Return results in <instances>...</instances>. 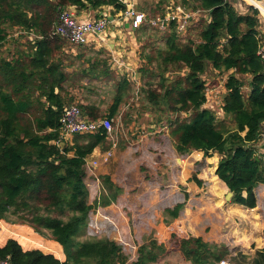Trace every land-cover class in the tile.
Instances as JSON below:
<instances>
[{"label":"trees","instance_id":"1","mask_svg":"<svg viewBox=\"0 0 264 264\" xmlns=\"http://www.w3.org/2000/svg\"><path fill=\"white\" fill-rule=\"evenodd\" d=\"M173 1L192 9L188 0ZM192 1L193 9L202 11L206 18L190 20L183 35L176 32L175 23L165 31L148 23L135 30L140 42L142 37L148 39L141 46L145 60L139 69L141 108L156 121L165 117L161 126L166 125L177 155L201 151L208 157L216 153L220 159L214 173L232 193L231 202L253 209L254 189L264 184V161L252 147L264 129V79L257 56L261 32L258 10L261 15L262 10L249 5L245 14H239L233 2ZM160 3L157 8L164 1ZM69 6L125 10L120 0H0V46L13 30L35 34L34 44L19 51L18 57L14 53L10 59L0 56V221L15 218L57 242L65 256L60 262L39 250L25 251L9 239L0 247V259L8 257L12 264L126 263L121 246L105 234L86 235L89 213L97 205L88 202L85 159L96 148L108 146L105 132L75 135L72 145L56 144L62 109L75 103L73 97L62 94L68 76L50 55V44L61 41V47L68 42L50 33L60 10ZM155 10L159 15L164 13L163 9L145 10V17H156ZM88 62L90 72H81L69 86H80V81L87 79L86 89L97 92L93 83L108 69L102 59L89 58ZM208 69L218 74L230 72L224 83L222 119L202 108L207 89L203 75ZM244 76L249 77L247 82L241 79ZM129 83L134 84L127 79L116 84L106 115L94 112L92 103L89 107L78 105L82 114L91 119L115 118L130 97L125 90ZM245 86L249 89L246 95L242 91ZM99 178L104 192L99 205L107 207L122 190L109 177ZM192 180L201 185L195 175ZM183 209L184 203H178L155 212L151 236L139 246L132 264H220L227 260V246L206 242L184 229L178 220ZM252 264H264V249L256 252Z\"/></svg>","mask_w":264,"mask_h":264},{"label":"crops","instance_id":"2","mask_svg":"<svg viewBox=\"0 0 264 264\" xmlns=\"http://www.w3.org/2000/svg\"><path fill=\"white\" fill-rule=\"evenodd\" d=\"M120 1L125 5V9L129 5H134L135 9L139 11V8L137 7L138 0ZM170 2H173V0H168V2L165 1L162 5V9L164 10ZM247 5L248 4L244 0L233 1L235 10L241 11H237L239 14H245L247 12ZM101 12H107L109 17L113 19V22L109 25L101 37L91 39L87 45L83 46H74L66 43L68 47L65 45L60 47L61 41H58L57 45L50 44L53 47L50 51L51 60L57 63L60 70L62 69V71L68 76L66 83L62 84V94H65L68 97H73L74 100L77 101L78 97L76 95L84 90L89 91L86 89L88 80H81L80 87L72 88L69 85H71L70 83H72L74 79H78L77 76L80 75L81 72H85L86 74L90 72L91 63L88 62V58L90 57L89 55H91V53L99 52L100 50H106L110 55L109 69L105 72V76L101 78L102 80L107 79L110 85L113 82L118 83L120 78L127 79L135 85L138 82L137 78L139 73L137 72L138 67L136 65L139 59L136 57V53L139 50V42L137 41L135 31H131L129 29L127 19L121 15L124 11L115 12L113 8L109 6L97 10H80L76 7L74 9L76 17L81 21L94 19L95 16ZM123 18L125 19L124 21ZM30 40L34 44L35 38H30ZM54 92L58 93L57 88H55ZM247 92H249V89H247ZM98 93L101 95L100 97L103 98L102 96L104 95V92H102V90H98L97 92L92 91L90 96L85 97L78 102L84 107H89L90 103H92L94 105L92 108H95L94 112L97 111L106 115L113 100H110L108 105L104 106L98 98L99 96H96ZM121 107L122 106H120V108ZM118 114H116L115 117ZM86 116L91 119L89 115ZM145 116L149 117L146 114ZM114 119L115 118L112 119L113 122ZM139 121L140 120H137L136 118L135 122L133 121L131 125H135L136 123H139ZM145 123H147V121H145ZM148 126L152 127L153 124H148ZM72 138L68 139L66 143L72 145ZM102 151V147L96 148L91 155L86 157V160L95 159V157H98L106 152ZM113 155L116 157L117 152H114ZM172 158H175L176 166L171 162ZM219 159L220 158L216 153H211L208 157H205L201 151H193L191 154L181 157H179L176 153L175 155L172 154L169 159L159 162V164L162 163L166 165L165 169H154V171H159V173L165 174L166 176L174 171L179 173L177 175L176 184L184 187V190L182 194L183 198L178 202L184 203V209L178 220L183 224L184 229L192 236L201 237L207 242H229L231 248L233 249L232 251L236 253L251 255V253L262 251L264 249V184L258 185L254 189L256 207L253 209H247L242 205L232 203L231 199L226 201V195L229 192V189L217 178V176H215L214 173ZM112 160L110 159L108 163L99 164L96 167V170L98 169V176L109 177L113 184L118 186L120 189H124L125 194L129 188L132 189L131 187L133 186L134 181L130 178V176L127 177L128 175H122L123 169H116L115 164L111 162ZM207 168H210L212 174L214 175L213 176L210 173L212 178L215 180L213 185L207 182L202 176ZM195 169L197 170L195 171ZM118 172H121V176H117L119 175ZM193 175L201 181V185H197L192 180ZM98 176L97 178H99ZM207 185L210 188V195L208 198L205 196L206 189H208ZM141 186H143L145 190H148L145 182H142ZM87 187L91 192L96 194H98L101 189L99 184H96L94 179L90 180ZM174 191V187H171L170 194ZM162 196H164V194ZM243 196H245V192L243 193ZM153 197L146 194L145 197H140L139 202L134 203L136 205L139 204V206L147 205L151 203V200H156ZM167 200H169L168 197L165 198L164 201ZM212 203H215V206L210 207ZM210 209L213 210V213L209 212ZM99 210L101 213L108 215L112 219L114 225L119 231V234H122L125 238L123 233V223L125 218L119 211V207H117V205L113 202L106 208H99ZM114 216H117V218ZM98 218L102 219L99 216ZM148 221L150 223L149 219ZM11 227L14 230L11 229ZM105 227H109L108 223H105ZM208 227H210L209 232H205ZM111 236H115V233L110 232L108 237ZM9 239L16 240L25 251L39 250L44 255H52L60 262L65 260L62 247L57 242L43 238V236L39 235L30 227L10 225L4 220H1L0 247H2Z\"/></svg>","mask_w":264,"mask_h":264},{"label":"rangeland","instance_id":"3","mask_svg":"<svg viewBox=\"0 0 264 264\" xmlns=\"http://www.w3.org/2000/svg\"><path fill=\"white\" fill-rule=\"evenodd\" d=\"M165 2V0H138L137 7L139 8V11L144 13L143 11H149L153 9H162L158 6V3ZM180 2V0H177ZM181 3V2H180ZM161 4V3H160ZM188 7H190L191 10H194L192 5L193 1L188 0L187 1ZM249 5L246 6V9ZM197 11V10H194ZM200 11V10H199ZM241 12L240 10H237ZM156 16L161 14L160 11L155 10ZM112 14V13H111ZM124 16V13L121 14ZM155 16V14H154ZM96 17V16H95ZM151 18V16H149ZM147 18V19H150ZM155 18V17H152ZM205 15L201 11V16L197 17L196 19L203 20ZM259 18L264 20L260 15ZM125 19L123 18V21ZM151 26V25H150ZM152 28H155L154 26H151ZM156 29V28H155ZM159 31V30H158ZM10 32L9 37L7 38V42L4 45H1L0 47V56L9 58L14 55V57H18L17 53L19 51H27L28 47L33 45V42L30 40L34 39L35 34L32 33H25V32ZM141 35V34H140ZM137 38V34H136ZM141 38V37H140ZM146 37H142L141 41L144 43ZM35 41V40H34ZM137 41L139 42V50L136 53V57L139 59L137 63V72L138 75V83L130 84V87L125 86L126 92L130 95V97L127 99L126 102H124L119 109V114L115 117L113 122V131H114V141H115V148L113 149V153L117 152V156L111 158V162L115 164L116 169H123L122 175H128L130 178L134 181L132 189H128L126 193L124 194V189H121V194L116 198V201L114 204L119 207V211L122 213L124 219V235H125V241L128 242L131 247H123L122 245V254L126 257V263L125 264H132L137 257V250L139 246L146 244L149 240L152 229L150 226V223L156 222L155 212H161L165 208H172L176 204H178L179 200L183 198V190L184 187L178 186L177 183V173L174 171L173 173L167 174H161L159 171H154V169H165V164H159V162L164 161L165 159H169V157L173 154L175 155L176 151L173 145V141L170 138L168 134V130L165 126H161L165 124V117H163L164 120L156 121L154 120L153 114L146 113L141 108L142 101L138 97V89L141 86L140 80V72L139 69L145 63V60L143 59L142 55V42L139 41L137 38ZM63 45L68 47V45L64 42ZM145 52H149V49H146ZM91 61L102 59L105 61L107 69H109V53L108 51L100 50L99 52L91 53L89 55ZM88 58V59H89ZM101 66V65H100ZM184 72H182L183 74ZM230 72L218 74L217 72L213 71L212 69H208L204 75L203 78L206 80V86L212 90V94L210 91H207V98L208 102L212 104L213 110L215 116L217 119L223 118V113L221 111V107H218V105L215 103L214 98L216 97L219 100H223V96L225 94V89L223 87V83L225 79L229 76ZM241 79L245 82L248 81L249 77L244 76L241 77ZM123 79L120 78L118 83H112L109 84L107 79H100L93 83V85H96L99 90L104 91V95L101 98L99 93L96 96H99L98 98L101 100L102 105L107 106L109 101H112V97L115 93V86L122 85ZM72 85V83H70ZM79 85H76L74 83V88L78 87ZM81 86V85H80ZM79 86V87H80ZM112 89V90H111ZM248 87H244L242 89L243 94L246 95ZM106 91V92H105ZM80 92V91H79ZM92 94V92L89 91H82L78 95V101L84 99L85 97H88ZM75 96V97H76ZM215 96V97H214ZM95 98V96L93 95ZM77 100H74V103L76 105H80ZM147 116L150 117H146ZM157 116V115H156ZM185 115L182 114L181 117H184ZM139 119V123H136L135 125H131V123L135 120ZM147 121V123H145ZM228 123V121H227ZM148 124H153L152 127L148 126ZM128 144V145H127ZM108 146H105L103 151L108 150L110 147V144L107 143ZM124 150V151H123ZM102 151V152H103ZM121 151V152H120ZM181 157V156H179ZM180 159V158H179ZM92 160V159H91ZM171 162L176 166L175 158H172ZM197 169H195L196 171ZM85 171V170H84ZM121 176V172H118ZM212 172L211 169L207 168L205 169V172L202 174L203 178L211 183V185L214 184L215 180L212 178ZM95 174L98 176V169L95 171ZM214 176V175H213ZM99 177V176H98ZM100 179V178H99ZM85 184H89L91 178L88 177V175L85 172ZM101 182V180H99ZM128 181V178H127ZM142 182H145V184L148 187V190H145L143 186H141ZM86 185V187H87ZM140 185V186H138ZM171 187H174L175 191L170 194ZM208 187V185H207ZM103 186L101 184V189L98 194L91 192L90 189H88L89 197L88 202L90 204H93L94 206L97 205L90 213L89 215H92L94 217L96 210L99 208L104 209V207H101L99 205L100 198L102 196ZM210 188L206 189V198L210 195ZM148 194V196H156L153 197L156 200H151L150 204L139 206L136 205L134 202H139L140 197H145V195ZM164 194V196H162ZM162 197V199H161ZM169 198V200L164 201L165 198ZM118 199V200H117ZM164 199V200H163ZM213 202V201H211ZM198 206V205H195ZM215 206V203H212L210 207ZM106 208V207H105ZM196 208V207H194ZM206 211V210H201ZM141 212V213H140ZM210 213H213V210H209ZM110 214V213H109ZM181 215V213H180ZM109 217V216H108ZM117 218V216H114ZM150 220V223L148 221ZM12 220V221H11ZM6 223L10 225H18V226H27L23 223L17 221L13 217H9V220H4ZM31 228V227H30ZM11 229H13L11 227ZM32 229V228H31ZM14 230V229H13ZM34 230V229H33ZM210 227H208L205 232H209ZM35 231V230H34ZM187 231V230H186ZM36 232V231H35ZM38 233V232H37ZM41 235L40 233H38ZM87 235V234H86ZM42 236V235H41ZM47 238V237H43ZM201 238V237H200ZM207 242V241H206ZM209 243H215V244H224L229 249V256L227 260L223 264H252L253 257H256V253H251V255L243 254V253H236L232 251L229 242L220 243V242H209ZM257 251V250H256Z\"/></svg>","mask_w":264,"mask_h":264},{"label":"built area","instance_id":"4","mask_svg":"<svg viewBox=\"0 0 264 264\" xmlns=\"http://www.w3.org/2000/svg\"><path fill=\"white\" fill-rule=\"evenodd\" d=\"M225 1L231 3L234 0ZM255 1H258L264 5V0ZM74 9L75 7L69 6L60 10L57 23L54 25V29L50 33L52 37L59 36L65 39L70 45L83 46L87 45L91 39L101 37L109 25L113 22V19L109 17L107 12L99 13L94 19L81 21L76 17ZM258 12L259 15L264 19L259 10ZM123 13V17L127 19V23L131 31L139 29L144 23L154 26L159 31H165L171 23H175V30L180 35L185 33V27L190 20H197L196 18L201 15V11L186 10L185 7H183L180 3L176 4L174 1L167 4L162 15H158L155 18L147 19L144 13L135 9L134 5H129ZM259 23V30H261V32L259 33L260 43L257 50V56L262 64V77L264 79V20L259 18ZM207 91H210L211 94L213 93L212 90L207 87L205 92V101L202 105V108L210 110L213 108V106L208 102ZM214 100L218 107H222L223 100H219L216 97ZM101 130L105 132L106 141L111 144V147L105 153L95 157V159H85L84 165V170L88 177L92 180L94 179L96 184H99L100 188V181L95 174V170L99 164L108 163L113 156L115 141L113 137L114 131L112 119L107 117L89 119L86 115L82 114L78 105L72 104L64 106L59 118V141L56 142L57 145H63L62 142H66L75 135H93L97 134ZM252 147L257 157L264 161V129H261V132L257 140L253 143ZM98 216L102 219H99ZM105 223H108V228L105 227ZM110 232L115 233V236L108 237ZM86 233L88 236H98L105 234L108 239L116 242L118 245H122L123 247H131V245L125 241V238L122 236V234H119V231L114 225L112 219L108 217V215L101 213L99 209L96 210L94 217L89 215ZM223 263L224 262H221L220 264ZM0 264L12 263L7 257L5 259H0Z\"/></svg>","mask_w":264,"mask_h":264},{"label":"bare ground","instance_id":"5","mask_svg":"<svg viewBox=\"0 0 264 264\" xmlns=\"http://www.w3.org/2000/svg\"><path fill=\"white\" fill-rule=\"evenodd\" d=\"M248 5H258L262 10V16L264 17V5L254 0H244Z\"/></svg>","mask_w":264,"mask_h":264},{"label":"water","instance_id":"6","mask_svg":"<svg viewBox=\"0 0 264 264\" xmlns=\"http://www.w3.org/2000/svg\"><path fill=\"white\" fill-rule=\"evenodd\" d=\"M250 6H253V5H250ZM232 197V193L231 192H228L227 195H226V201H229Z\"/></svg>","mask_w":264,"mask_h":264}]
</instances>
